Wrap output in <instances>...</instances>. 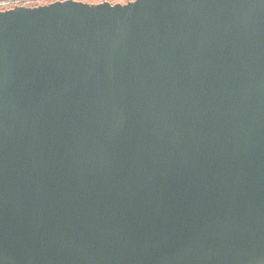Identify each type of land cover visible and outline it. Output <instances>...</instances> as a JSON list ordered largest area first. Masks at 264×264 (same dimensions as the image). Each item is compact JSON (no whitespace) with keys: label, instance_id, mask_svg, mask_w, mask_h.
Returning <instances> with one entry per match:
<instances>
[{"label":"water","instance_id":"95a60500","mask_svg":"<svg viewBox=\"0 0 264 264\" xmlns=\"http://www.w3.org/2000/svg\"><path fill=\"white\" fill-rule=\"evenodd\" d=\"M48 4L0 10V264H264V0Z\"/></svg>","mask_w":264,"mask_h":264},{"label":"snow or ice","instance_id":"6c2138e0","mask_svg":"<svg viewBox=\"0 0 264 264\" xmlns=\"http://www.w3.org/2000/svg\"><path fill=\"white\" fill-rule=\"evenodd\" d=\"M33 0H24V3L20 5V7H25L27 3H31ZM83 2L91 8H99L103 6L104 0H83ZM54 6L53 4H48V3H42L39 5L40 8H47V7H52ZM126 6V5H125ZM16 9H11L9 10L10 12H14ZM39 9H30V11H37Z\"/></svg>","mask_w":264,"mask_h":264},{"label":"rangeland","instance_id":"374dc122","mask_svg":"<svg viewBox=\"0 0 264 264\" xmlns=\"http://www.w3.org/2000/svg\"><path fill=\"white\" fill-rule=\"evenodd\" d=\"M49 0H39V1H36V2H32L33 4H42V3H49L48 2ZM108 1H110V2H112V3H117V2H121V3H125V2H127L128 0H108ZM8 6L6 5V4H4V3H0V9H6ZM9 8V7H8Z\"/></svg>","mask_w":264,"mask_h":264},{"label":"built area","instance_id":"2783aa9c","mask_svg":"<svg viewBox=\"0 0 264 264\" xmlns=\"http://www.w3.org/2000/svg\"><path fill=\"white\" fill-rule=\"evenodd\" d=\"M36 1H39V0H33V2H36ZM49 1L52 2V1H56V0H49ZM22 3H24V0H13V1L5 2L4 4H6L9 8H11V7H14L16 5H21ZM31 4H32V2H31ZM34 5H37V4H34Z\"/></svg>","mask_w":264,"mask_h":264},{"label":"trees","instance_id":"16d2710c","mask_svg":"<svg viewBox=\"0 0 264 264\" xmlns=\"http://www.w3.org/2000/svg\"><path fill=\"white\" fill-rule=\"evenodd\" d=\"M9 1H13V0H0V3H5V2H9Z\"/></svg>","mask_w":264,"mask_h":264},{"label":"flooded vegetation","instance_id":"af4514ba","mask_svg":"<svg viewBox=\"0 0 264 264\" xmlns=\"http://www.w3.org/2000/svg\"><path fill=\"white\" fill-rule=\"evenodd\" d=\"M26 5H34L33 3L31 4V3H27ZM1 10V9H0Z\"/></svg>","mask_w":264,"mask_h":264}]
</instances>
